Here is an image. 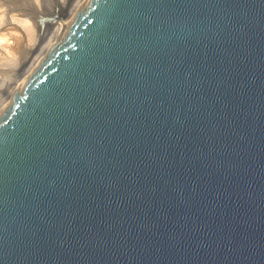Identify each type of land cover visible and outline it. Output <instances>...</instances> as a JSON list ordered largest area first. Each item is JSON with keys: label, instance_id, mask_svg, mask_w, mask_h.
<instances>
[{"label": "water", "instance_id": "water-1", "mask_svg": "<svg viewBox=\"0 0 264 264\" xmlns=\"http://www.w3.org/2000/svg\"><path fill=\"white\" fill-rule=\"evenodd\" d=\"M0 264H264V0H79L0 107Z\"/></svg>", "mask_w": 264, "mask_h": 264}, {"label": "rangeland", "instance_id": "rangeland-1", "mask_svg": "<svg viewBox=\"0 0 264 264\" xmlns=\"http://www.w3.org/2000/svg\"><path fill=\"white\" fill-rule=\"evenodd\" d=\"M55 4L65 7L61 0H0V100L60 21Z\"/></svg>", "mask_w": 264, "mask_h": 264}, {"label": "bare ground", "instance_id": "bare-ground-1", "mask_svg": "<svg viewBox=\"0 0 264 264\" xmlns=\"http://www.w3.org/2000/svg\"><path fill=\"white\" fill-rule=\"evenodd\" d=\"M78 1L79 0H61V4L65 6L64 8H61V6L55 4V11H54L55 14L53 17L58 20L60 19V21L57 22L52 32L42 41L40 48L37 50V52L34 53V55H32V57L27 61L23 74L20 76V78L17 81H15V84L8 90L6 96L0 100V107L9 98V96L13 93V91L16 89L19 83L23 80V78L28 74V72L34 66L40 55L43 53V51L46 49L49 43L53 40L57 32L60 30V28L68 18L69 14L71 13L75 5L78 3ZM14 74H15L14 77H19L18 73H14Z\"/></svg>", "mask_w": 264, "mask_h": 264}]
</instances>
